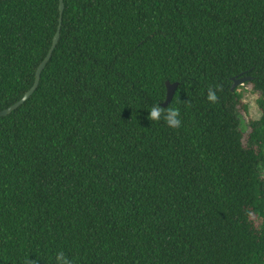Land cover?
I'll return each instance as SVG.
<instances>
[{
    "label": "trees",
    "instance_id": "16d2710c",
    "mask_svg": "<svg viewBox=\"0 0 264 264\" xmlns=\"http://www.w3.org/2000/svg\"><path fill=\"white\" fill-rule=\"evenodd\" d=\"M63 3L0 116V264H264V0ZM59 5L0 0V110Z\"/></svg>",
    "mask_w": 264,
    "mask_h": 264
},
{
    "label": "water",
    "instance_id": "95a60500",
    "mask_svg": "<svg viewBox=\"0 0 264 264\" xmlns=\"http://www.w3.org/2000/svg\"><path fill=\"white\" fill-rule=\"evenodd\" d=\"M59 8H60V20H59L58 29H57L54 37H53L52 45H51L48 53L46 54V56L40 62V64L38 65V67L36 69V76H35L33 84L31 85V87L24 93V95L18 101H16L15 103L11 104L10 106H8L4 109H1L0 110V116H4V115L9 114L14 109H16L21 104H23L33 94V92L37 88L39 81H40L41 73H42L43 69L46 67V64L48 63V61L50 60V58L52 56V52H53L54 48L56 47L58 40H59V37H60L62 13L64 10L63 0H60ZM250 79H251L250 75H244V74H241L240 76L232 77L233 82H232L231 89L234 90L237 86L244 84L246 81H248ZM166 87H167V95H166L165 101L162 103L163 106H167L171 102V100H172V98L176 92V89L178 87V82H171L170 80H167L166 81Z\"/></svg>",
    "mask_w": 264,
    "mask_h": 264
},
{
    "label": "rangeland",
    "instance_id": "374dc122",
    "mask_svg": "<svg viewBox=\"0 0 264 264\" xmlns=\"http://www.w3.org/2000/svg\"><path fill=\"white\" fill-rule=\"evenodd\" d=\"M239 90L242 93V102L244 104V106L240 105L238 108L240 128L242 131V140L246 143L248 134L251 130L250 121L258 118L261 114V110L257 103L259 92L248 82L240 85Z\"/></svg>",
    "mask_w": 264,
    "mask_h": 264
},
{
    "label": "clouds",
    "instance_id": "9594fccd",
    "mask_svg": "<svg viewBox=\"0 0 264 264\" xmlns=\"http://www.w3.org/2000/svg\"><path fill=\"white\" fill-rule=\"evenodd\" d=\"M207 99L210 102H214L216 100V96L213 94L211 90H209L208 97ZM148 119L150 121H157L161 118L162 113H164V120L167 123L168 126L172 128H177L180 126V120L178 118L179 113L176 109L174 108H168V109H163L159 107L158 105L152 106L148 110ZM55 264H73L72 261H70L63 252H57L55 256Z\"/></svg>",
    "mask_w": 264,
    "mask_h": 264
}]
</instances>
